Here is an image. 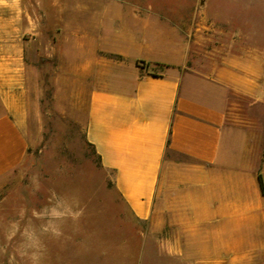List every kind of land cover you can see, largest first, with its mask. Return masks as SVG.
<instances>
[{
  "label": "crops",
  "instance_id": "obj_1",
  "mask_svg": "<svg viewBox=\"0 0 264 264\" xmlns=\"http://www.w3.org/2000/svg\"><path fill=\"white\" fill-rule=\"evenodd\" d=\"M85 1L70 0L54 82L86 87L85 137L116 191L138 219L172 218L185 260L246 261L264 247V44L201 2L136 4L139 36L104 41ZM20 65L0 52V71ZM0 88L2 177L27 153L26 90Z\"/></svg>",
  "mask_w": 264,
  "mask_h": 264
},
{
  "label": "rangeland",
  "instance_id": "obj_2",
  "mask_svg": "<svg viewBox=\"0 0 264 264\" xmlns=\"http://www.w3.org/2000/svg\"><path fill=\"white\" fill-rule=\"evenodd\" d=\"M196 2L209 4L211 14L236 20L245 33L264 44V0H86L90 8L84 14L102 18L104 41L115 37L119 41L128 32L141 33L143 19L131 16L136 4L175 9L177 4ZM69 5L70 0H5L0 5V52L12 56L21 52L23 63L18 71L2 69L0 82H25L22 131L27 142L25 158L0 177V247L7 248L0 253V264H9L12 255L15 264H30L15 252L19 236L6 244L5 230L19 219L21 209L26 210L23 222L31 219L39 225L31 210L49 206L53 192L54 201L77 197L83 215L78 223L69 220L63 225L61 238L43 237L41 264H205L185 260L180 247L175 251L172 218L157 208L145 220L129 211L114 187L112 172L101 166L85 137L86 87L83 82L67 86L54 82L62 74L61 51L70 34ZM1 90L0 114L5 110ZM207 264H264V247L244 262Z\"/></svg>",
  "mask_w": 264,
  "mask_h": 264
},
{
  "label": "clouds",
  "instance_id": "obj_3",
  "mask_svg": "<svg viewBox=\"0 0 264 264\" xmlns=\"http://www.w3.org/2000/svg\"><path fill=\"white\" fill-rule=\"evenodd\" d=\"M5 0H0L3 5ZM35 183V180H34ZM38 190V187H36ZM56 194L53 192L50 197L49 206L39 210L32 209L31 216L36 221H40L39 225L35 224L31 219L24 221L26 210L21 209L18 213L19 219L9 222L5 230V242L10 244L19 236V244L15 249L21 259H26L30 264H41L46 247L43 237L49 236L53 239H59L64 235L63 225L71 220L78 223L83 215V208L79 206L77 197L72 196L70 202L67 200L54 201ZM6 247H0V253H5ZM15 255L9 257V264H15Z\"/></svg>",
  "mask_w": 264,
  "mask_h": 264
}]
</instances>
